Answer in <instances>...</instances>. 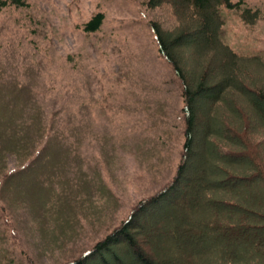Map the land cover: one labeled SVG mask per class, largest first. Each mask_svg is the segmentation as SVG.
<instances>
[{
  "label": "rangeland",
  "instance_id": "374dc122",
  "mask_svg": "<svg viewBox=\"0 0 264 264\" xmlns=\"http://www.w3.org/2000/svg\"><path fill=\"white\" fill-rule=\"evenodd\" d=\"M157 1L26 0L25 7L0 9V76L10 82L22 80L19 85L28 84L31 92L26 96L42 101L46 119L57 116L60 124H65L68 115L75 116L73 127L78 138L81 133V140L76 134L69 136L70 142L79 141L72 145L71 157L64 158L60 171L64 178L59 183L67 188L66 194L74 192L73 186L79 190L68 205L71 211L60 214L56 209L60 197L55 202L51 198L35 201L30 192L29 208L14 207V218L25 238L22 249L38 264H64L82 249L92 247L126 220L136 203L154 194L174 175L183 143V123L177 117L182 101L179 81L159 52L153 28L171 34L177 31L180 20L164 1L155 6ZM245 1L264 9V0ZM97 13L104 15L100 29L85 31V24ZM223 16V40L234 51L247 56L264 54V18L246 24L236 11L226 9ZM174 54L185 61V67L198 55L187 46ZM259 72L260 79L254 84L264 86V69ZM22 78L27 79L24 82ZM197 101L200 111L205 112L208 102L202 98ZM257 122L256 134H260L258 128L264 124L260 119ZM202 150L198 137L195 151ZM40 163V159L35 160L11 183L12 189L28 188ZM20 166L15 154H6L8 170ZM200 166L202 162L192 158L185 177L192 181ZM255 180L246 195L264 198V184ZM52 186L54 193L60 191L59 185ZM178 189L186 190L183 184ZM171 197L169 194L156 208L147 210L163 211L165 216L161 214L150 224L141 219L139 225L164 232L163 221L176 216ZM36 203L42 206L40 211ZM262 235L264 238V231ZM161 236L151 239L158 257L172 254L173 244L161 242ZM247 246L238 244L236 249L246 252ZM111 250L125 264L130 263L123 244L112 245ZM152 252L147 251L151 256ZM97 261L85 264H99Z\"/></svg>",
  "mask_w": 264,
  "mask_h": 264
},
{
  "label": "trees",
  "instance_id": "16d2710c",
  "mask_svg": "<svg viewBox=\"0 0 264 264\" xmlns=\"http://www.w3.org/2000/svg\"><path fill=\"white\" fill-rule=\"evenodd\" d=\"M161 1L180 20L177 31L171 34L153 28L159 52L179 81L182 101L177 117L183 123V143L174 175L154 194L136 203L126 220L64 264H85L96 259L99 264H125L111 250L117 244L129 251V264H264V198L259 194L246 195L254 188L251 182L255 179L264 184V126L258 128L260 134L255 129L259 124L256 119L264 124V86L254 84L264 69V54L242 55L222 36L224 9L236 11L246 24L264 18V9L253 8L245 0H158L155 6ZM25 5L26 0H0V9ZM103 20L102 13L95 14L84 30L98 31ZM186 46L198 53L188 67L174 54ZM21 81L10 82L0 76V264H38L22 249L24 234L14 218V207H30L28 192L35 201L51 198L55 202L60 197L56 209L64 214L71 211L68 205L79 191L73 186V195L66 194L67 188L59 183L64 178V174L60 176L63 160L70 159L72 145L79 141H69V136L78 133L73 127L75 116L68 115L65 124H60L57 116L46 119L42 101L26 96L31 90L27 83L19 85ZM200 98L208 102L203 113L198 106ZM80 137L81 133L79 138L77 135ZM198 137L204 152L195 151ZM7 153L15 154L19 169H7ZM194 157L202 166L196 178L189 181L185 175ZM39 159L37 180L33 176L29 179V191L22 186V193L18 188L13 190L11 183ZM53 184L59 185V192L54 193ZM180 184L185 191H179ZM169 194L174 196L170 201L176 216L163 221L164 232L160 228L158 233L151 231V225L140 226L141 219L150 224L164 215L163 211L147 210L156 208ZM35 206L38 211L42 208L39 203ZM160 233L164 237H160L161 242L173 244L172 250L168 248L172 254H155L151 239H157ZM238 244L248 245V251L236 249ZM147 251H153V255ZM105 254L110 258H104Z\"/></svg>",
  "mask_w": 264,
  "mask_h": 264
}]
</instances>
